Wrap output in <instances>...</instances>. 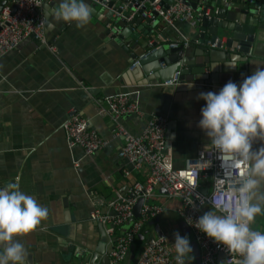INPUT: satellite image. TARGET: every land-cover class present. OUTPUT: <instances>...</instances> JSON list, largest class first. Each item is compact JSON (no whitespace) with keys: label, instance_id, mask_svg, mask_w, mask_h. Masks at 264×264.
Returning a JSON list of instances; mask_svg holds the SVG:
<instances>
[{"label":"crops","instance_id":"obj_1","mask_svg":"<svg viewBox=\"0 0 264 264\" xmlns=\"http://www.w3.org/2000/svg\"><path fill=\"white\" fill-rule=\"evenodd\" d=\"M3 2L7 7L14 0H0V6ZM57 5L58 0H44V42L26 39L0 59V186L18 181L21 191L48 210L47 218L34 232L19 238L28 252L27 264H71L80 251L97 247L101 241L100 223L91 219L92 193L108 203L124 197L133 183H144L147 179L146 167L131 170L129 176L123 174L127 163L118 156L123 141L114 137L111 117H100L97 113L106 97L128 93L137 103L141 116L121 118V124L133 134L143 130L150 115L159 114L176 121L169 151L174 166L180 168L209 143L198 127L205 103L198 94L218 92L229 81L239 84L257 67H264V30H259L260 41L250 49V55L255 56L249 59L248 70L227 74L220 67L214 75L216 84L210 80L197 83L196 78L213 75L210 65H206L203 75L191 72L184 82L165 87L161 77L168 76L165 73L169 69V56H164L158 71L156 62L148 63L147 67L153 69L142 76L137 72L138 66L133 67L132 58L134 53L141 55L142 49L131 38L115 40L105 14L92 9L89 23L78 29L74 24L53 19ZM49 21L55 24L51 31L46 28ZM221 22L233 23L226 17ZM192 30L191 24H168L159 17L152 30L153 39L148 40L140 32L139 44L157 42V48L170 50L171 42L191 41ZM226 41L224 38L223 44ZM188 59L193 69L206 63L197 47ZM72 113L87 119L109 145L89 157L79 147L69 149L63 126ZM262 146L256 141L253 149ZM201 183L210 189L211 180L203 179ZM152 203L163 207V212L157 216L146 242L160 232L169 236L172 248L174 233L184 236L178 225L180 202L158 190ZM208 211L220 215L210 207L204 212ZM101 212L113 211L106 205ZM250 227L264 232V214L256 216ZM126 230L127 225L117 233ZM145 243L138 252L133 244L124 264H134ZM192 256L185 258L186 264H195Z\"/></svg>","mask_w":264,"mask_h":264},{"label":"built area","instance_id":"obj_2","mask_svg":"<svg viewBox=\"0 0 264 264\" xmlns=\"http://www.w3.org/2000/svg\"><path fill=\"white\" fill-rule=\"evenodd\" d=\"M160 2L155 0L152 7L168 24L180 22L193 25L197 18L203 16L181 1H176L167 10L161 8ZM43 5L44 0H18V9L14 15L11 6L4 8L0 16V59L32 36L44 42ZM210 12L211 10L207 9L205 15H211ZM190 43V40L185 39L171 42L169 47L173 49L181 45L188 47ZM195 43L200 45L199 41ZM207 45L212 48L217 46L216 43L211 46L210 42ZM145 57H141V60ZM139 65L140 61L136 59L133 67ZM178 79L179 73H175L162 85L165 87L177 85ZM97 113L100 117H111L115 128L114 137L123 141L118 153L119 158L127 163L123 174L129 176L131 170L140 171L145 167L148 169L146 181L133 183L124 197L107 203L104 198L92 193L91 203L94 210L91 219L104 226L113 245L109 264H124L143 224L150 217H157L163 212L160 205L150 204V201L157 197L158 190H164L169 198L180 202L177 214L191 231L200 250L201 264H238L239 258L235 254H230L226 248L207 238L194 224L208 207L218 214H223L221 209L223 212L231 210L235 200L230 193L241 182L243 170L234 169L230 161L219 159L210 148L207 151L205 149L199 151L195 158L187 159L183 167H175L172 154L167 147L166 131L169 120L166 117L159 114L150 115L143 130L137 135L121 124L123 115H142L137 103L131 100L128 93L106 97L105 104L99 107ZM63 128L69 149L79 147L87 157L109 145V141L103 139L90 126L89 121L78 114L72 113ZM75 164L78 166L77 162ZM203 179L211 180L210 189L202 185ZM202 189L207 191L206 194L201 192ZM140 199L144 200L141 217L134 220V206ZM106 205L115 213L114 215L101 212V208ZM128 224L130 227L125 232L117 233L118 229ZM221 254L222 262L219 261ZM174 257L175 252L171 248L169 236L159 232L145 243L134 264H175Z\"/></svg>","mask_w":264,"mask_h":264},{"label":"clouds","instance_id":"obj_3","mask_svg":"<svg viewBox=\"0 0 264 264\" xmlns=\"http://www.w3.org/2000/svg\"><path fill=\"white\" fill-rule=\"evenodd\" d=\"M91 14L86 0H58L52 16L79 29L89 23ZM46 28L51 31L55 24L49 21ZM198 98L205 102L198 121L209 138L205 151L214 150L219 159L243 171L230 193L235 200L231 210L221 209L220 215L205 212L194 226L235 254L238 264H264V232L250 227L256 216L264 214V146L253 149L256 141L264 144V67H257L239 84L229 81L218 92H201ZM47 215V208L21 191L18 181L0 186V264H27L28 252L19 238L34 232ZM172 248L175 264H185L193 253L189 238L179 232L174 233Z\"/></svg>","mask_w":264,"mask_h":264},{"label":"water","instance_id":"obj_4","mask_svg":"<svg viewBox=\"0 0 264 264\" xmlns=\"http://www.w3.org/2000/svg\"><path fill=\"white\" fill-rule=\"evenodd\" d=\"M154 1L86 0L91 9L97 14H105L108 25L111 26L110 33L113 34L115 40L123 41L124 38H131L134 43L137 42V45L142 49V53L141 55L134 53L132 58L140 61L137 72H140L142 76L147 75L149 70L153 69V66L147 67L148 63L156 62L158 68L155 70L158 71V65L165 61L164 56H169L168 61L166 60L169 69L165 73L168 76L161 77L162 82L170 80L175 73H179V82H184L185 77L191 72L196 75H203L206 65H210L213 75L210 74L207 78H196L197 83L201 80H210L212 84H216L214 75L218 73L217 70L220 67L227 74H237L239 70L249 69V59L255 56L254 54L250 55V49L256 47L260 41L259 30H264V0H169V2L161 0L160 6L163 10H167L176 1H181L191 9L203 14L193 24L194 37L190 45L188 47L181 45L170 50H165L163 47L157 48V42L139 44L141 37L139 33L141 32L148 40H152L153 27L159 23V13L152 7ZM5 4L4 2L1 3L0 16L6 7ZM17 9L18 0H14L11 5L12 15L16 13ZM207 9L211 10V15H205ZM223 17L233 23L225 25L221 22ZM136 28L137 32H135ZM224 38L227 39L225 44H223ZM30 39L36 40L33 36ZM195 41H199L200 45L197 46L194 43ZM208 42L211 46L216 43V48L209 47ZM195 47L202 51L206 63L199 64L193 69L188 55ZM143 56L146 57L141 60ZM228 64H235L236 67H229ZM144 79L145 77H143ZM175 128L176 121H169L166 131L167 147L171 144L170 139ZM201 192L206 194L207 191L202 189ZM143 205V199L137 201L133 210L134 220L140 219ZM110 214L114 215L115 213ZM129 224L127 229L130 227ZM178 225L184 236L188 238L192 236L189 227L180 216L178 217ZM99 227L101 241L97 247L80 251L79 254L75 255L71 264H98V262L99 264H109L113 245L105 232L104 226L99 224ZM190 244L193 249L192 255L195 264H201L200 250L193 236ZM219 257L223 258V255H219ZM222 258H220V262H222Z\"/></svg>","mask_w":264,"mask_h":264},{"label":"trees","instance_id":"obj_5","mask_svg":"<svg viewBox=\"0 0 264 264\" xmlns=\"http://www.w3.org/2000/svg\"><path fill=\"white\" fill-rule=\"evenodd\" d=\"M157 219V217H150L149 220L143 224L134 241L135 251L138 252L140 247L146 242L157 222Z\"/></svg>","mask_w":264,"mask_h":264},{"label":"rangeland","instance_id":"obj_6","mask_svg":"<svg viewBox=\"0 0 264 264\" xmlns=\"http://www.w3.org/2000/svg\"><path fill=\"white\" fill-rule=\"evenodd\" d=\"M189 238H190V240H192V236H190Z\"/></svg>","mask_w":264,"mask_h":264}]
</instances>
